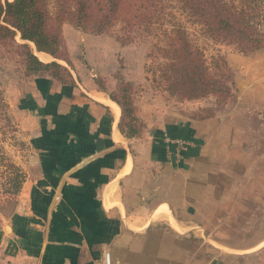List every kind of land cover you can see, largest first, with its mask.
Wrapping results in <instances>:
<instances>
[{"label": "crops", "instance_id": "1", "mask_svg": "<svg viewBox=\"0 0 264 264\" xmlns=\"http://www.w3.org/2000/svg\"><path fill=\"white\" fill-rule=\"evenodd\" d=\"M62 33L70 52L94 39L100 53L117 45L67 23ZM33 49L73 82L36 74L11 103L26 152L15 204L0 212V264H238L210 252L209 226L228 204H255L254 178L264 177V46L244 54L220 44L236 92L220 114L194 121L152 105L132 137L92 74Z\"/></svg>", "mask_w": 264, "mask_h": 264}, {"label": "trees", "instance_id": "2", "mask_svg": "<svg viewBox=\"0 0 264 264\" xmlns=\"http://www.w3.org/2000/svg\"><path fill=\"white\" fill-rule=\"evenodd\" d=\"M49 3L50 0H0V43L23 48L27 67L62 83L73 82L69 70L57 61H40L28 44L16 43V34L32 42L36 50L67 64L70 62L61 32L64 21L93 34L112 33L120 25L116 36L122 44L142 33L149 34L153 42L147 53L151 59L147 71L154 74L163 91L181 100L209 94L220 101L236 97L233 75L224 55L218 53L208 59L190 36L187 23L196 25L203 37L244 54L264 46V0H53L54 12ZM109 96L120 107V131L128 137L139 135L144 125L136 123L127 98ZM213 115L210 112L199 119ZM0 125L4 133L14 130L1 89ZM3 160L6 162V157L0 153V162ZM13 170L8 181L10 199L18 194L24 179L18 165H13ZM11 206L0 205V212L7 214Z\"/></svg>", "mask_w": 264, "mask_h": 264}, {"label": "rangeland", "instance_id": "3", "mask_svg": "<svg viewBox=\"0 0 264 264\" xmlns=\"http://www.w3.org/2000/svg\"><path fill=\"white\" fill-rule=\"evenodd\" d=\"M49 8L54 12L53 0H50ZM66 23L73 26L64 21L61 24V32L62 25ZM186 25L190 36L203 48L208 59L215 54H220V43L203 37L196 25L190 23ZM119 29L120 25H116L112 33L103 35L104 38H107L105 37L107 35L117 42V45L116 43L112 45L105 41V53L97 51L98 46H101V41L95 39L88 41L85 44L86 47L82 42L75 44L73 52H70V47L67 46L62 33L63 47L69 62L73 61L74 67L77 65L87 75L92 74L100 89L120 100L127 98L132 108L131 115L136 116L137 124L141 122L145 127V116L147 119L150 118L146 112L152 105L164 102L170 105L171 110L179 117H187L194 121L200 120V117L210 112L214 114L213 116L220 114V109L235 102L236 97L233 99L232 96H228L225 101H220L214 94L189 100H181L177 96L169 95L158 86L157 81L154 80V74L148 72L146 68L151 63L147 53L151 48L153 37L142 33L134 40L122 44L116 36ZM78 30L89 36L94 35L81 29ZM15 40L17 44L26 43L31 50H34L33 43L20 39L18 34L15 35ZM22 51L23 48L19 46H4L0 43V89L14 125V130L10 132L8 130L7 133L3 132L0 125V153L6 157V162L4 160L0 162V205L2 207L15 204L13 202L17 195L10 199L8 190L11 184L8 181L14 172L13 165H18L17 161L26 152V134L17 126V117L11 111L10 106L22 87L24 88L29 79L37 74L27 67V59ZM18 167L20 168L19 165ZM263 167L264 161L258 160L257 168ZM254 180L257 181L258 187V194H251L253 198L257 196L255 204H228L224 219H220L222 223L217 225L215 218L212 219L214 224L210 223V252L212 253L211 250L219 252L220 257L226 261H236L238 264H264V193L259 192V189L260 191L263 189L264 177H257ZM213 205L215 214L217 211L220 213V204L218 209L217 204ZM233 205L237 208V211L234 210L235 215H233Z\"/></svg>", "mask_w": 264, "mask_h": 264}, {"label": "built area", "instance_id": "4", "mask_svg": "<svg viewBox=\"0 0 264 264\" xmlns=\"http://www.w3.org/2000/svg\"><path fill=\"white\" fill-rule=\"evenodd\" d=\"M172 141L175 142L177 144V146H179L181 148H184L188 145L187 142H185L181 139H174ZM104 260H105V262H108V260H109L108 252L104 253Z\"/></svg>", "mask_w": 264, "mask_h": 264}, {"label": "bare ground", "instance_id": "5", "mask_svg": "<svg viewBox=\"0 0 264 264\" xmlns=\"http://www.w3.org/2000/svg\"><path fill=\"white\" fill-rule=\"evenodd\" d=\"M38 56L40 57V59H44L42 54H39Z\"/></svg>", "mask_w": 264, "mask_h": 264}]
</instances>
